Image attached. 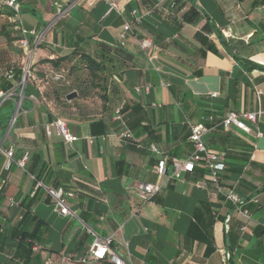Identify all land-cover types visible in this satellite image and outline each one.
Instances as JSON below:
<instances>
[{
    "label": "crops",
    "instance_id": "crops-1",
    "mask_svg": "<svg viewBox=\"0 0 264 264\" xmlns=\"http://www.w3.org/2000/svg\"><path fill=\"white\" fill-rule=\"evenodd\" d=\"M17 1L22 26L34 31L35 36H26L32 56L24 91L16 99L18 82L10 80L11 89L5 99H0V105L13 98L17 100L12 115L15 122L0 137L2 149L14 148V162L9 170L3 167L0 153V233L20 220L24 213L20 203L33 196L35 183L62 188L70 186L73 179L86 180L98 193L82 189L81 194L65 196L72 212L68 216L56 213L53 201L40 188L42 193L31 215L44 223L45 230L33 250L38 258H33L30 264L47 261L80 264V258L88 257L93 234L110 237L112 248L128 264H264L262 0ZM109 2H115L119 11L110 10ZM150 3L170 14L168 23L150 11L140 25H134L126 38L120 40L124 22L132 20L130 12L136 10L143 15ZM191 6L199 10V18L175 30L177 22L173 19L179 20ZM206 23L212 29L208 34L202 30ZM6 35L15 38L19 32L11 12L2 10L0 78L8 67L13 71L21 69L23 62L22 54L13 42L6 40ZM40 35V44L34 47L35 38ZM155 36H178L174 38L177 46L162 48ZM144 40L151 42L145 51L140 46ZM205 40L213 42L219 56L211 52L200 56L198 50ZM100 42L122 44L131 56L123 76L119 105L108 114L100 113L101 100L93 95L97 114L69 119L68 130L77 140L66 144L58 130L50 126L59 110L51 97H44L47 85L41 79L54 70L41 60L67 56L76 47L89 53ZM144 83L151 84L150 93L136 94L135 88ZM1 85L0 81V88ZM213 93L217 95L211 97ZM89 99L78 101L86 103ZM134 104L139 109L129 121L138 127L132 131L122 120L128 117V108ZM126 106L125 113H116ZM227 112L259 113V117L256 124L247 123L246 133L234 126H222ZM89 116L106 119L103 134L90 133ZM197 124L207 128L202 140L210 150L222 159L225 152L230 156L219 175V187L224 193L231 190L236 195L249 219L237 214L224 200L207 172L196 169L169 182L153 200L142 203L134 196L133 186L138 182L163 181L155 173L160 161L183 159L191 153L186 136L190 127ZM126 133L131 137L124 138ZM244 144L250 147L249 152ZM24 154L27 161L21 169L15 162ZM120 161L124 163L119 167L125 171L122 175L116 171ZM82 216L89 223H84ZM191 225L195 228L187 237ZM226 225L231 229L229 236ZM197 236H212L211 253L205 255V244ZM225 253L229 254V260L224 263ZM10 262L11 255L0 251V264ZM85 264L112 263L88 257Z\"/></svg>",
    "mask_w": 264,
    "mask_h": 264
},
{
    "label": "trees",
    "instance_id": "trees-1",
    "mask_svg": "<svg viewBox=\"0 0 264 264\" xmlns=\"http://www.w3.org/2000/svg\"><path fill=\"white\" fill-rule=\"evenodd\" d=\"M173 4V3H172ZM170 4V5H172ZM261 4H264V0L261 1ZM171 7V6H170ZM174 7V4H173ZM172 8V7H171ZM145 11H152L154 15H156L162 22L168 23L169 19H171L170 14L154 7L151 3L147 4L145 7ZM1 12V10H0ZM199 10H197L194 6H191L186 12L182 14V16L177 19H173L177 22L174 26L175 30H179L182 24H190L193 23L199 18ZM203 31L206 34L212 32V29L208 23H206L203 28ZM19 32V31H18ZM178 35V34H177ZM16 36L15 38H11L6 35L5 38L8 42H13L20 38ZM176 36L175 38H177ZM155 38H159L161 45L160 47L165 48L170 45L177 46L174 38L171 37H161L155 36ZM204 44L203 47L199 48L198 53L201 57H204L206 52H211L216 56H219V52L213 42L205 40L202 42ZM225 46V45H224ZM16 50H18L21 54V50L14 46ZM226 51L228 47L225 46ZM131 61V56L124 50L121 44L110 45L107 43L100 42L96 45L95 48L91 50V52L86 53L82 49L76 47L73 52L67 56L57 57L53 59H44L41 60V63L50 64L54 71H52L50 76L48 74L45 77H42L41 82L46 83V89L43 91L44 97H51L54 105L58 108L59 112L56 116V119H59L66 123L68 127V120H72L77 116H85L93 115L87 111V107L81 101L78 100H86L90 98V94L95 95V97L100 98L101 105L99 112L108 114L109 110H115L120 101V93L121 86L124 83L123 76L125 69L128 67V63ZM66 68V72L65 69ZM8 70H12L13 79L18 83L21 81L22 72L21 69L13 71L12 67H8ZM85 73L86 79L80 80L79 74ZM66 73V74H65ZM59 74L61 76L60 80H56L57 82H52L51 76ZM196 75L199 72H195ZM70 76V77H69ZM70 79L65 83H61L62 80ZM0 81L3 85H1L0 91L4 93H8L7 91L11 89V85L9 84L10 80H7L5 76L0 78ZM27 82V80H26ZM26 86V83H25ZM23 88V91L25 89ZM21 90V87L18 86L17 94L15 98H18V94ZM75 93L76 97L74 99L68 100L67 95ZM94 97V96H93ZM13 98L11 102L5 101L0 105V137L5 134V131L8 127V124L13 115L14 102L17 100ZM130 113L128 117L123 118V122L126 127L132 131H134L138 126H134L135 124L132 121H129L130 118L137 113L139 106L134 104L130 108ZM98 110V109H97ZM101 110V111H100ZM127 111L126 107H121L116 110V113L122 114ZM97 114V112H96ZM89 121L90 133L92 135H101L105 132L106 127V119L104 118H92L89 116L87 118ZM141 120H138V123ZM190 131L187 134V139L189 137ZM190 144V142L188 141ZM191 146V144H190ZM207 147V146H206ZM246 151H250V147L247 145H243ZM208 148V147H207ZM209 149V148H208ZM229 158L228 154L224 153L223 163H225V159ZM172 159L167 160L169 164ZM244 161H248L247 157H243ZM225 165V164H224ZM124 166L123 161H120L116 164L117 174L122 175L125 171L119 170V167L122 168ZM126 168V167H125ZM196 170H200L205 173L206 171L203 168L196 167ZM194 169V170H195ZM230 171H238L235 169H230ZM36 184V183H35ZM70 186L60 187V188H48L53 190H62L64 196H73L76 194H81L82 189L89 192L91 194L98 193V190L94 188V185L86 180L84 182L79 181L77 179H73L70 183ZM89 184V186H88ZM47 188V187H46ZM40 188H37L32 197H25L20 203L21 208L24 210V213L20 217V220L17 224L12 227L10 230H5L3 233H0V246L4 245V249L0 247V251L8 253L11 255L10 264H30L33 258H36L37 255L33 254V247L38 245L40 238L45 230L44 223L37 219L35 216L31 215V211L35 203L39 201V195L41 194ZM87 194V193H85ZM48 196V195H47ZM49 197V196H48ZM50 198V197H49ZM154 198V197H153ZM153 198L151 200H153ZM51 199V198H50ZM229 203V202H228ZM91 205V201L88 202V208ZM206 205V204H205ZM209 206V205H208ZM243 208V206L241 205ZM84 223H89L86 217H81ZM195 228V225H191L188 228L186 236L189 237L191 232ZM231 234V229L228 226L227 235ZM200 241L205 244V255H208L213 251V238L205 237V236H197ZM38 258V257H37ZM8 264V263H5Z\"/></svg>",
    "mask_w": 264,
    "mask_h": 264
},
{
    "label": "built area",
    "instance_id": "built-area-1",
    "mask_svg": "<svg viewBox=\"0 0 264 264\" xmlns=\"http://www.w3.org/2000/svg\"><path fill=\"white\" fill-rule=\"evenodd\" d=\"M110 10L119 11V8L115 2H109ZM173 7V4L171 5ZM0 10H8L11 12L12 16L17 21V28L20 32V38L14 42V46L19 48L22 52L23 62L21 66L22 78L18 83V86L21 87L20 93L22 92L26 80L30 78V61L32 56V49L27 39V34H31L35 36L34 31L26 30L21 23L20 20V5L17 0H0ZM150 14V11L145 12L143 15L138 14L136 10H132L130 15L132 17L131 21L124 22L122 26V33L120 34V40H124L126 38V34L132 30L134 25H140L142 23L143 17ZM176 36H174L175 38ZM41 35L36 36L34 47H37L41 41ZM122 45V44H121ZM142 50H148L151 47V42L149 40H144L140 43ZM5 78L7 80L13 79L12 70H8L5 72ZM61 76L59 74L54 75V79L60 80ZM151 84L144 83L142 86L135 88V93L138 95L147 96L150 93ZM7 93L0 91V99H5ZM217 94H211V97H215ZM20 97V96H19ZM19 104V100H18ZM259 117V113H243V112H227L223 117L221 124L224 128H229L234 126L237 130L243 132H249V126L247 123L256 124ZM15 122V117H12L9 124L8 129L12 127ZM50 126L55 127L59 135L62 138V141L66 144H71L77 140L75 136H73L66 125L65 122L55 119ZM46 127L47 132L49 131V127ZM207 131L202 125H193L190 127V134L188 137V141L191 144V153L183 158V159H172L168 164L166 161H160L156 168L155 173L158 177L163 179L161 183L152 184V183H143L138 182L133 186V194L134 196L142 203L150 201L156 194L160 192L162 188H165L169 182L176 181L181 179L185 174L191 173L194 171L196 167L203 168L207 174L211 177L213 183H215L216 187L219 190V193L222 195L226 202H229L234 210L240 216L249 219L250 216L248 211L241 207V201L236 197V195L229 190L228 192H222L219 187V175L224 171L225 165L223 163V159L214 151L208 149L205 143L202 140L203 134ZM124 138H130L131 135L126 133L123 135ZM258 137L262 135L257 133ZM0 153L3 155V167L6 170H9L12 163L14 162V148L13 146H8L5 149H2L0 145ZM27 161V154H24L19 160L15 163L17 167L24 169ZM37 188H43L47 195L51 198L54 205V210L56 213L62 216L71 215L72 212L68 208L65 200V196L62 190H53L46 188L40 182L35 184ZM229 219H226V223H228ZM226 229L228 230V225H226ZM244 227H240V231H243ZM36 247H33L35 250ZM88 257L92 261H104L108 260L112 264H128L126 263L116 252L115 249L111 246V238L105 237L100 238L93 234V241L90 245L88 251ZM88 257H82L78 260L80 264H85L88 260ZM229 260V254L225 253L222 257V262H227ZM45 264H50V261L45 262Z\"/></svg>",
    "mask_w": 264,
    "mask_h": 264
},
{
    "label": "rangeland",
    "instance_id": "rangeland-1",
    "mask_svg": "<svg viewBox=\"0 0 264 264\" xmlns=\"http://www.w3.org/2000/svg\"><path fill=\"white\" fill-rule=\"evenodd\" d=\"M64 69H65V72H66V68H64ZM48 75L50 76L51 74L48 73ZM51 77H52V79H50V81L57 82L56 79H54V75L51 76ZM79 77H80V80H85L86 79V75H85L84 72L79 74ZM67 81H70V79H67L65 77V79L62 80L61 83H65ZM80 104H84V106H86L88 108L87 111H89V113H91L93 115L96 114L98 108H97L96 102L94 101L93 94H90V99L86 103H80Z\"/></svg>",
    "mask_w": 264,
    "mask_h": 264
},
{
    "label": "water",
    "instance_id": "water-1",
    "mask_svg": "<svg viewBox=\"0 0 264 264\" xmlns=\"http://www.w3.org/2000/svg\"><path fill=\"white\" fill-rule=\"evenodd\" d=\"M75 97H76L75 93H71V94L67 95L68 100L74 99Z\"/></svg>",
    "mask_w": 264,
    "mask_h": 264
}]
</instances>
